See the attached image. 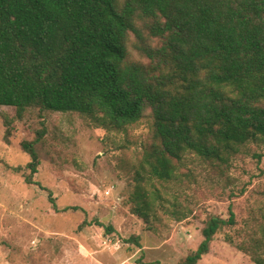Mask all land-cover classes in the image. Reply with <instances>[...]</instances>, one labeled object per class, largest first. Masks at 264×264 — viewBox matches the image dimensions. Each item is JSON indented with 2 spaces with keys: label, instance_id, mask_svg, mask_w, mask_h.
<instances>
[{
  "label": "trees",
  "instance_id": "1",
  "mask_svg": "<svg viewBox=\"0 0 264 264\" xmlns=\"http://www.w3.org/2000/svg\"><path fill=\"white\" fill-rule=\"evenodd\" d=\"M0 105L18 119L79 112L117 129L150 116L143 169L152 177L172 180L188 153L226 168L264 136V0H0ZM45 134L22 142L32 174ZM229 213L206 221L181 264H199L236 223Z\"/></svg>",
  "mask_w": 264,
  "mask_h": 264
},
{
  "label": "rangeland",
  "instance_id": "2",
  "mask_svg": "<svg viewBox=\"0 0 264 264\" xmlns=\"http://www.w3.org/2000/svg\"><path fill=\"white\" fill-rule=\"evenodd\" d=\"M42 128L32 174L22 142ZM151 143L150 116L117 129L79 112L31 109L18 119L0 105V264H181L206 221L228 218L230 205L236 223L199 264H264V136L226 168L188 153L169 181L143 169Z\"/></svg>",
  "mask_w": 264,
  "mask_h": 264
}]
</instances>
